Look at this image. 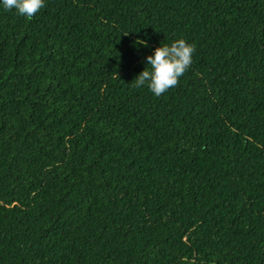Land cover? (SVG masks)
<instances>
[{
	"label": "trees",
	"instance_id": "obj_1",
	"mask_svg": "<svg viewBox=\"0 0 264 264\" xmlns=\"http://www.w3.org/2000/svg\"><path fill=\"white\" fill-rule=\"evenodd\" d=\"M0 264H264V0L0 9Z\"/></svg>",
	"mask_w": 264,
	"mask_h": 264
},
{
	"label": "clouds",
	"instance_id": "obj_2",
	"mask_svg": "<svg viewBox=\"0 0 264 264\" xmlns=\"http://www.w3.org/2000/svg\"><path fill=\"white\" fill-rule=\"evenodd\" d=\"M45 0H0V9L13 10L18 16L31 19L44 7ZM194 48L184 39L171 44L159 45L151 55L145 57L146 65L135 77V86H147L149 91L160 96L170 87H174L178 78L189 68Z\"/></svg>",
	"mask_w": 264,
	"mask_h": 264
}]
</instances>
